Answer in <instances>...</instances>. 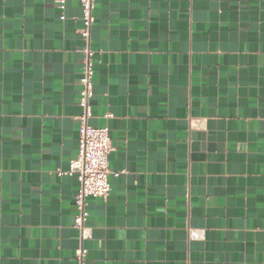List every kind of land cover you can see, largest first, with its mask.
Listing matches in <instances>:
<instances>
[{
	"label": "crops",
	"instance_id": "crops-1",
	"mask_svg": "<svg viewBox=\"0 0 264 264\" xmlns=\"http://www.w3.org/2000/svg\"><path fill=\"white\" fill-rule=\"evenodd\" d=\"M95 17L89 122L120 174L88 199L83 264H263L264 0H96ZM81 26L80 0H0V264H80L79 182L59 171Z\"/></svg>",
	"mask_w": 264,
	"mask_h": 264
},
{
	"label": "built area",
	"instance_id": "built-area-1",
	"mask_svg": "<svg viewBox=\"0 0 264 264\" xmlns=\"http://www.w3.org/2000/svg\"><path fill=\"white\" fill-rule=\"evenodd\" d=\"M67 0H57L62 10L66 8ZM82 5V26L78 33L85 40L84 46L79 51L84 56L83 71L79 79L80 97L78 105L82 113L79 121V149L78 155L70 161L67 171H59L60 174L75 175L79 187L74 195L76 208L74 227L79 231L80 244L76 249L75 258L83 264L87 256L85 241L91 237V227L88 225L89 210L88 199L90 197H107L112 189L110 175H119L110 168L109 158L113 150L112 139L108 127H95L90 124L92 117L91 99L94 95V49L91 46L92 27L95 22L96 0H80ZM65 19V15L61 16ZM107 116H110L108 114ZM196 124L201 121L197 120ZM262 263L264 264V258Z\"/></svg>",
	"mask_w": 264,
	"mask_h": 264
}]
</instances>
